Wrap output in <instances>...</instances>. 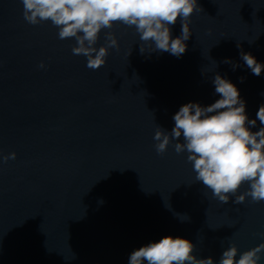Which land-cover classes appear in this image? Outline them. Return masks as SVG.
Instances as JSON below:
<instances>
[{
    "label": "water",
    "instance_id": "1",
    "mask_svg": "<svg viewBox=\"0 0 264 264\" xmlns=\"http://www.w3.org/2000/svg\"><path fill=\"white\" fill-rule=\"evenodd\" d=\"M198 6L181 57L147 45L141 53L135 27L116 23L95 47L111 31L119 48L92 70L73 55L74 38L59 39L51 21L29 24L21 0H0V264H129L165 236L218 264L231 243L237 259L264 243V201L214 198L187 152H175L182 137L155 149L157 126L170 133L182 105L220 98L216 74L238 88L249 120L264 104V71L253 75L240 57L264 64V0ZM171 34L181 35L179 20ZM261 127L257 119L250 130Z\"/></svg>",
    "mask_w": 264,
    "mask_h": 264
},
{
    "label": "clouds",
    "instance_id": "2",
    "mask_svg": "<svg viewBox=\"0 0 264 264\" xmlns=\"http://www.w3.org/2000/svg\"><path fill=\"white\" fill-rule=\"evenodd\" d=\"M23 18L36 25L51 21L58 29V38L76 41L73 55L84 56L87 67L98 70L106 63L110 48H119L114 34H105L106 43L95 47L103 29H111L120 23L135 27L139 34L140 52L144 46L152 51L168 52L179 58L187 50L186 41L191 37L190 17L198 8V0H21ZM181 23V35L175 38L171 26ZM240 48V44H237ZM240 57L253 75L260 76L264 64L257 62L251 53L241 50ZM233 70L239 67L231 60ZM41 68L44 64L41 63ZM243 82L244 77H241ZM214 103L201 106L189 102L180 107L173 116L174 127L169 132L157 126L154 133L155 149L158 154L167 151L173 140L177 154L187 152V160L193 164L196 181L211 190L214 198L223 204L234 196L235 204L244 203L247 197L252 202L264 201V127L251 131L257 119L264 125V104L257 119L249 120L246 104L238 88L226 78L216 74L213 78ZM16 153L2 157V162L15 159ZM247 183L249 188L237 195L240 187ZM188 219V217H187ZM195 245L182 237L165 236L134 250L129 264H216L212 257L197 258L193 254ZM235 243L223 250L218 264H259L264 254V243L239 253Z\"/></svg>",
    "mask_w": 264,
    "mask_h": 264
}]
</instances>
